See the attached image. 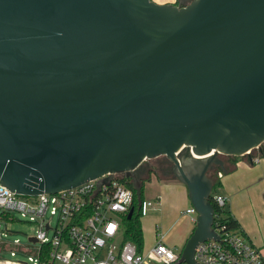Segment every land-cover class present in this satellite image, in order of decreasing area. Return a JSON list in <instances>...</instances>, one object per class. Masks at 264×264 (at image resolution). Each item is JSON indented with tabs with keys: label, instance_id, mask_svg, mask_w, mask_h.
Here are the masks:
<instances>
[{
	"label": "water",
	"instance_id": "obj_1",
	"mask_svg": "<svg viewBox=\"0 0 264 264\" xmlns=\"http://www.w3.org/2000/svg\"><path fill=\"white\" fill-rule=\"evenodd\" d=\"M263 143L264 0H0V184L16 194L107 173L140 188L165 156L196 211L179 263L200 264L219 238L210 168Z\"/></svg>",
	"mask_w": 264,
	"mask_h": 264
},
{
	"label": "built area",
	"instance_id": "obj_2",
	"mask_svg": "<svg viewBox=\"0 0 264 264\" xmlns=\"http://www.w3.org/2000/svg\"><path fill=\"white\" fill-rule=\"evenodd\" d=\"M255 150L258 149L249 150L243 156L257 163L260 159L253 156ZM217 176L221 177L222 172L218 171ZM124 177L107 173L56 193L37 195H18L0 184V264H186L179 263L180 252L161 240L143 251L123 238L121 221L130 208L134 212L133 191ZM157 200L140 201V218ZM226 200L224 195L211 192V201L219 207L225 206ZM185 212L196 217L192 206ZM18 221H27L36 227L26 243L8 238L13 230L7 225ZM212 227L219 238L196 246V262L264 264L259 248L238 229L229 228L216 216ZM18 254L25 257L20 258Z\"/></svg>",
	"mask_w": 264,
	"mask_h": 264
},
{
	"label": "crops",
	"instance_id": "obj_3",
	"mask_svg": "<svg viewBox=\"0 0 264 264\" xmlns=\"http://www.w3.org/2000/svg\"><path fill=\"white\" fill-rule=\"evenodd\" d=\"M152 1L158 4L177 2V0ZM253 156L259 157L260 160L257 163H252L249 157L245 155L236 160L232 170L222 172V176L219 177L220 185L216 192L227 198L228 211L238 222L239 231L247 240L258 247L264 256V211H259L260 208L256 205L261 197H264V155H261V149H259V152L256 150L253 152ZM156 178L161 187L158 188V194L152 195L150 199H158L156 205L161 214L162 225L164 226L163 233L173 231L175 238L165 243V237L161 240L158 236L159 226L155 225L156 239L150 247L161 240L176 250L177 246H184L193 232L195 216L185 212L187 208L191 207L185 185L166 175H158ZM147 180L151 181V178ZM242 208L248 213L247 220L241 214ZM179 211L182 213L179 214Z\"/></svg>",
	"mask_w": 264,
	"mask_h": 264
},
{
	"label": "trees",
	"instance_id": "obj_4",
	"mask_svg": "<svg viewBox=\"0 0 264 264\" xmlns=\"http://www.w3.org/2000/svg\"><path fill=\"white\" fill-rule=\"evenodd\" d=\"M261 155H264V147L263 144L261 146ZM259 152V149L256 150ZM164 161H162V166H163V171H159L157 165H147L146 162H144L142 165L138 167V172L142 174H146V176L142 179L138 176L137 178L141 182L140 188H136L134 185V181L131 178L124 177L123 180L126 182V184L132 189L133 191V200H132V206L134 207V212L132 217L129 219L127 216H124L122 221H121V227L123 229V238L125 240H129L134 242L139 249L142 247V230H141V224H140V212L138 211V206L139 203L142 199L145 197L142 195V187H143V182L151 177V175H156V177L161 173L164 176H170L174 178V176L170 172V167L171 163L170 161L165 157ZM242 156H222L224 162H225V167H226V172H229L232 170V167L234 166L236 160ZM136 170V171H137ZM135 171V174H136ZM221 171L223 172L218 166L213 165L210 170H209V177L212 180V191L216 192L220 185V180L219 177L217 176V172ZM140 175V174H139ZM213 203V202H212ZM214 206V216L216 218H219L222 222H225L227 226L231 229H238L239 230V225L236 219L230 214L228 210H225L224 206L219 207L217 204L213 203Z\"/></svg>",
	"mask_w": 264,
	"mask_h": 264
},
{
	"label": "rangeland",
	"instance_id": "obj_5",
	"mask_svg": "<svg viewBox=\"0 0 264 264\" xmlns=\"http://www.w3.org/2000/svg\"><path fill=\"white\" fill-rule=\"evenodd\" d=\"M164 157L159 156L154 159L146 160V164L148 165H157L158 163H162ZM159 176H164L163 174H159ZM151 181L145 180L143 182L142 187V195L145 198H150L154 194H158V188L161 187L160 184L157 181V178L155 175H151ZM264 197H261V200L256 204L259 208V211H264ZM225 210H228V204L224 206ZM182 212L179 211V214ZM241 214H243L244 219H248V213L242 208ZM18 217V215H16ZM160 218V219H159ZM161 220V221H160ZM56 222L55 217L52 219V223L54 224ZM162 219L161 214L159 212V209L157 210V205H154L152 208H150L146 215L141 217V230H142V250L146 251L148 248L152 245V243L156 239V228L155 225H158V236H160L161 240H163V237H165L164 242L167 243L169 240H172L175 238V233L173 231L171 232H164V226L162 225ZM7 227L11 230H13L11 233H9L8 238L10 240L12 239H19L21 243H26L29 236L33 235L35 232V225L32 223H29L27 221H18L13 222L11 224H8ZM165 235V236H164ZM182 246H177L176 250L180 251ZM18 257L23 258L25 255L18 254Z\"/></svg>",
	"mask_w": 264,
	"mask_h": 264
},
{
	"label": "flooded vegetation",
	"instance_id": "obj_6",
	"mask_svg": "<svg viewBox=\"0 0 264 264\" xmlns=\"http://www.w3.org/2000/svg\"><path fill=\"white\" fill-rule=\"evenodd\" d=\"M157 167H158V170L159 171H163V166H162V164L161 163H158L157 164ZM140 174V175H139ZM140 177V179H142V178H144L145 176H146V174H142V173H140V172H138V170L136 171V177Z\"/></svg>",
	"mask_w": 264,
	"mask_h": 264
}]
</instances>
